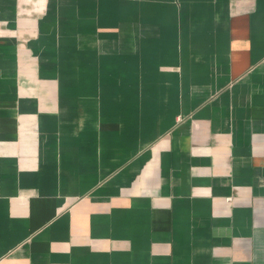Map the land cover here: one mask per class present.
<instances>
[{
  "label": "crops",
  "instance_id": "crops-1",
  "mask_svg": "<svg viewBox=\"0 0 264 264\" xmlns=\"http://www.w3.org/2000/svg\"><path fill=\"white\" fill-rule=\"evenodd\" d=\"M0 264H264V0H0Z\"/></svg>",
  "mask_w": 264,
  "mask_h": 264
}]
</instances>
